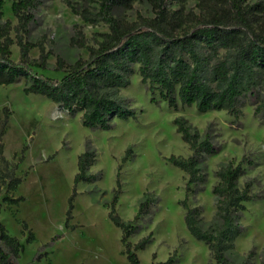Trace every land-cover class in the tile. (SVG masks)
Here are the masks:
<instances>
[{"label":"rangeland","instance_id":"obj_1","mask_svg":"<svg viewBox=\"0 0 264 264\" xmlns=\"http://www.w3.org/2000/svg\"><path fill=\"white\" fill-rule=\"evenodd\" d=\"M2 1V20L15 25L12 0ZM70 1L77 7H95L92 1ZM168 1L172 8L178 7L174 0ZM37 2L35 21L30 23L28 34H23L36 45L28 55L31 60L36 59L42 47L49 53L47 68L33 69L60 78L64 73L54 70L56 56L71 63L79 55L86 58L88 54L86 48H78L71 41L74 26H81L88 45H93L95 34L107 31V26L102 22H83L64 0ZM194 7L193 1L185 5L186 9ZM138 13L151 15L147 0H136L129 9H113L114 16L129 21ZM11 36L15 40L14 31ZM10 50L12 60L17 61L18 45L13 43ZM134 69L129 85L119 89L118 94L135 110L136 117L114 118L109 129L85 127L81 112L71 116L43 95L25 94L24 76L0 86V125L7 117L2 136L6 163L0 157V222L20 243L19 264L30 263L47 243L40 251L43 256L32 264H130L123 252L121 229L108 214L118 173L120 193L114 209L121 219L133 220L145 193L153 199L150 212L135 221L139 228L128 239L133 246L151 233L145 248L136 251L139 264L163 262L170 256L174 259L172 264H214L207 245L188 232L181 200L186 199L189 207H199L203 228L217 226L220 220L211 191L218 181L216 170L228 162L237 163L242 157L251 163L244 164L237 184L244 188L250 183L252 199L244 202L237 219L242 230L233 249L226 253L227 264H264V122L253 114L249 104L242 107L238 121L225 110L199 112L194 106L180 105L173 109L163 100L154 104L140 81L137 65ZM178 116L184 117L199 134L208 131L217 147L215 153L205 154L199 164L205 181L188 190L186 173L167 160L169 155L191 154L176 131L174 119ZM88 147L94 151L95 159L87 172L98 178L76 184L71 218L66 223L77 158ZM22 148L25 150L19 160ZM8 170L21 179L12 189L6 184ZM4 196H22L23 200L9 204ZM23 222L27 229H23Z\"/></svg>","mask_w":264,"mask_h":264},{"label":"trees","instance_id":"obj_2","mask_svg":"<svg viewBox=\"0 0 264 264\" xmlns=\"http://www.w3.org/2000/svg\"><path fill=\"white\" fill-rule=\"evenodd\" d=\"M87 1L94 2L95 7H77L70 0H64L83 22L92 25L102 22L107 31L96 33L94 44L88 45L81 26L75 25L71 41L78 48H86L87 57L79 55L67 63L56 56L54 70L64 74L60 78H52L33 69H46L49 53L40 47L39 56L31 60L28 52L36 45L23 37V34H28L30 23L35 21L37 0H12L10 9L17 21L15 25L8 19L2 20L3 1L0 0V86L24 76L26 82L22 91L25 94L43 95L71 116L81 112V123L85 127L109 129L114 118L136 117L135 110L118 93L119 89L129 85L137 65L140 81L146 86L149 100L154 104L163 100L173 109L180 105L194 106L199 112L225 110L235 121H238L242 107L249 104L253 107V114L264 122L263 0H174L177 8H172L168 0H147L151 15L138 13L133 21L114 16L113 9H129L136 0ZM190 1L195 2V7L186 9L185 5ZM11 31L15 32V40ZM13 43L19 47L17 61L11 58ZM6 120L4 116L0 125V157L4 163L2 136ZM174 124L191 154L187 157L169 155L167 160L186 173L185 188L188 190L191 185L205 181L199 164L205 154L215 153L217 147L208 131L199 134L184 117H176ZM24 150L22 148L19 160H22ZM94 159L95 153L89 147L78 155L66 223L71 218L76 184L98 178L97 174L87 172ZM245 163L250 164L251 161L242 157L237 163L228 162L216 170L218 181L211 191L216 198V216L220 220L217 226L203 228L199 207H189L186 199L181 200L188 232L207 245L214 264H227L226 253L233 249L234 240L242 230L237 219L244 210V202L252 199L250 183H246L244 188L237 184ZM118 176L119 173L108 214L121 229L127 260L130 264H139L136 251L145 248L151 233L133 246L128 239L139 228L135 221L150 212L153 199L145 193L133 220L124 221L114 209L120 193ZM5 178L9 189L21 181L10 170ZM3 200L18 204L23 197L4 196ZM22 226L27 229L25 222ZM48 244L41 246L28 264L40 259L43 256L40 251ZM19 250L18 239L9 235L0 222V264H19ZM173 262V256H170L166 261L154 264Z\"/></svg>","mask_w":264,"mask_h":264}]
</instances>
